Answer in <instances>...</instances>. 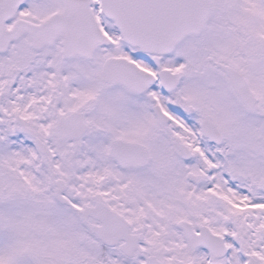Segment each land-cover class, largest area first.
<instances>
[{"label": "snow or ice", "instance_id": "6c2138e0", "mask_svg": "<svg viewBox=\"0 0 264 264\" xmlns=\"http://www.w3.org/2000/svg\"><path fill=\"white\" fill-rule=\"evenodd\" d=\"M0 264H264V0H0Z\"/></svg>", "mask_w": 264, "mask_h": 264}]
</instances>
